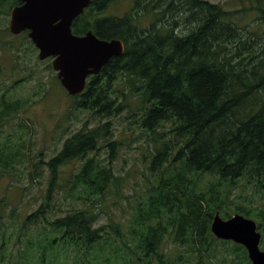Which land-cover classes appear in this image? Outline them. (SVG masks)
Instances as JSON below:
<instances>
[{
  "label": "trees",
  "instance_id": "1",
  "mask_svg": "<svg viewBox=\"0 0 264 264\" xmlns=\"http://www.w3.org/2000/svg\"><path fill=\"white\" fill-rule=\"evenodd\" d=\"M117 1L93 0L73 24L76 35L93 31L101 39L124 43V54L90 77L83 94L72 97L79 110L109 120L92 128L85 123L54 157L39 162L47 168L48 185L44 201L26 216L24 226L45 223L50 229L27 241L16 264H27V251L57 245L82 251L87 262L81 264H92L111 233L123 236L121 222L97 227L102 213L95 206L107 194L121 192L124 179L113 168L121 143L111 118L132 113V107L152 146L143 159L156 180L131 221L134 245L123 241L129 253L113 249V258L119 257V264H179L182 253L166 249L172 241L186 250L181 264H251L245 247L218 240L211 224L217 213L224 220L237 214L254 219L264 250V0H237V9L210 0H134L122 17L106 15ZM20 4L0 0V16ZM9 32L0 31V42ZM23 35L33 45L28 32ZM8 46L15 45L4 42L0 51ZM26 104L0 100L2 174L24 156L19 146L13 147L10 133L5 142L1 135L15 126L12 120ZM17 126L14 139H22L30 128L26 122ZM103 149L106 158L99 157ZM82 159L67 195L78 193L84 207L50 221V207L66 187L62 167ZM39 166L29 176L43 177ZM236 189L251 193L235 203ZM5 203L0 200V222ZM6 234L0 227V239ZM1 257L4 264L7 258ZM113 258L109 254L104 260L112 264Z\"/></svg>",
  "mask_w": 264,
  "mask_h": 264
},
{
  "label": "rangeland",
  "instance_id": "2",
  "mask_svg": "<svg viewBox=\"0 0 264 264\" xmlns=\"http://www.w3.org/2000/svg\"><path fill=\"white\" fill-rule=\"evenodd\" d=\"M133 1H117L107 9L106 15L122 17L131 10ZM210 1L223 4L231 9H237L241 5L237 0ZM245 4L248 5L247 2ZM9 23L10 15L0 16V31L9 30ZM6 35L7 39H2L0 44L10 42V45L14 44L15 46H8L9 49L5 48L2 52L0 51V100L5 97L9 101L27 102L22 114L12 120V124L15 123V126L7 127L1 135V141L5 142L10 133L13 136L11 137L14 143L13 147L19 146L24 152V156L20 157L14 170L5 174L0 172V200L4 199L6 202L0 227H3V230L5 229L7 232L6 239H0V264L3 260L1 255H4L5 259L7 258L4 264H7L12 258V264H16L21 260L19 251L26 249L27 241L32 237L37 240L39 231L44 233L45 228L50 229L45 223L40 227L32 226L28 229L24 226L26 216L35 212L44 201L48 185L47 168L43 164L39 166V162L41 160L46 162L54 157L62 149L64 141L72 134L82 130L85 123L89 128H92L109 119H101L79 110L76 107V101L61 85L57 72L52 67L53 60L41 61L38 57V50L34 44L31 45L24 38L23 34L14 36L9 32ZM131 102L135 105V102ZM132 109V113L126 110L121 115L111 118L115 127V136L121 143L117 158L113 163L115 174L124 179L121 192L118 195L112 192L107 194L95 206L102 213L97 227L112 221L121 222L124 224L123 236L111 233V240L106 245L107 247L103 246L105 249L103 253L100 251L94 253V257L91 259L92 264H108L104 258L109 254L113 258V249L121 248L123 253H129L125 249L123 241L134 245L130 235L131 221L140 203L146 202L149 189L156 180V176L148 169V161L143 159V153L149 156L147 148L152 150V146L147 144L146 133L140 128L138 117L133 116L135 108L132 107ZM24 122L30 128L29 131L22 135V139H14V131H18L17 124ZM106 155V149H103L99 157L106 158ZM84 161L85 159L73 161L62 167L61 175L65 179L62 184L66 187L57 195L55 203L50 207L48 215L50 221L67 215L72 209L84 207L78 200V193L71 197L67 195L71 177L79 172ZM37 165L45 170L44 176L39 177L38 174L33 177L29 176V172L36 169ZM249 193L251 192L242 193L240 189H236L231 199L238 203L242 201V197ZM166 249L167 252H181L183 258H185L184 255H187L184 248L176 247L172 241H168ZM25 257L27 264H81L87 262L82 251L77 252V250L63 245H57L50 250L27 251ZM183 258L179 260V264ZM112 260V264H119L121 261L119 257Z\"/></svg>",
  "mask_w": 264,
  "mask_h": 264
},
{
  "label": "water",
  "instance_id": "3",
  "mask_svg": "<svg viewBox=\"0 0 264 264\" xmlns=\"http://www.w3.org/2000/svg\"><path fill=\"white\" fill-rule=\"evenodd\" d=\"M10 12L9 30L28 38L39 52V59H52V67L67 91L74 97L84 93L88 79L99 75L115 57L122 56L124 43L104 40L93 31L80 36L73 32L74 21L83 15L93 0H20ZM212 234L221 241L245 247L252 264H264L262 234L255 221L237 214L224 220L217 213Z\"/></svg>",
  "mask_w": 264,
  "mask_h": 264
},
{
  "label": "bare ground",
  "instance_id": "4",
  "mask_svg": "<svg viewBox=\"0 0 264 264\" xmlns=\"http://www.w3.org/2000/svg\"><path fill=\"white\" fill-rule=\"evenodd\" d=\"M245 217V216H244ZM249 219V218H248ZM252 220V219H251ZM254 221V220H253ZM257 223V222H256ZM257 225H258V223H257Z\"/></svg>",
  "mask_w": 264,
  "mask_h": 264
}]
</instances>
